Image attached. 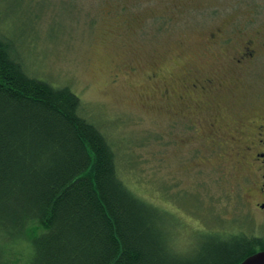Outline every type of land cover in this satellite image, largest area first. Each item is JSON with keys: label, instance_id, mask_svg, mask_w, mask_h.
I'll return each instance as SVG.
<instances>
[{"label": "rangeland", "instance_id": "1", "mask_svg": "<svg viewBox=\"0 0 264 264\" xmlns=\"http://www.w3.org/2000/svg\"><path fill=\"white\" fill-rule=\"evenodd\" d=\"M16 2L0 26L28 71L79 96L180 248L204 221L264 235L263 173L242 157L264 120V0H22L15 18ZM13 252L27 259L28 239Z\"/></svg>", "mask_w": 264, "mask_h": 264}, {"label": "trees", "instance_id": "2", "mask_svg": "<svg viewBox=\"0 0 264 264\" xmlns=\"http://www.w3.org/2000/svg\"><path fill=\"white\" fill-rule=\"evenodd\" d=\"M21 1L18 9L14 5L15 18L23 14ZM5 26H0V264H239L264 250V235L225 232L217 223L206 229L205 221L180 248L170 211L130 188L113 142L85 115L79 96L32 75ZM188 202L201 217L199 198ZM25 238L27 259L13 252Z\"/></svg>", "mask_w": 264, "mask_h": 264}, {"label": "flooded vegetation", "instance_id": "3", "mask_svg": "<svg viewBox=\"0 0 264 264\" xmlns=\"http://www.w3.org/2000/svg\"><path fill=\"white\" fill-rule=\"evenodd\" d=\"M247 52L251 54L250 50ZM202 87L204 86L202 85ZM254 135H256L255 140L243 149L242 157L250 163L252 168H256L257 172L263 173L262 179L264 181V120L260 122L257 133H254ZM232 140L237 141L235 138H232ZM254 206L264 210V184L261 185V201L255 203Z\"/></svg>", "mask_w": 264, "mask_h": 264}, {"label": "water", "instance_id": "4", "mask_svg": "<svg viewBox=\"0 0 264 264\" xmlns=\"http://www.w3.org/2000/svg\"><path fill=\"white\" fill-rule=\"evenodd\" d=\"M239 264H264V250L257 251L254 254L246 257Z\"/></svg>", "mask_w": 264, "mask_h": 264}]
</instances>
